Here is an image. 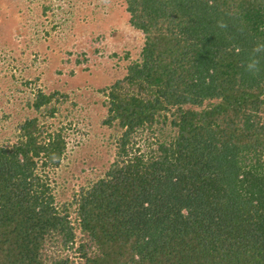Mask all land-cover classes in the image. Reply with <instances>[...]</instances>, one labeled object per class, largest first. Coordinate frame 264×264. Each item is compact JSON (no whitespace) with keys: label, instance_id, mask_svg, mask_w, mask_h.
<instances>
[{"label":"trees","instance_id":"16d2710c","mask_svg":"<svg viewBox=\"0 0 264 264\" xmlns=\"http://www.w3.org/2000/svg\"><path fill=\"white\" fill-rule=\"evenodd\" d=\"M123 1L143 45L102 90L114 160L57 207L67 95L36 91L0 145V264H264V0Z\"/></svg>","mask_w":264,"mask_h":264},{"label":"rangeland","instance_id":"374dc122","mask_svg":"<svg viewBox=\"0 0 264 264\" xmlns=\"http://www.w3.org/2000/svg\"><path fill=\"white\" fill-rule=\"evenodd\" d=\"M128 20L123 0H0V145L15 141L17 125L35 116L26 101L36 91L67 95L47 120L66 128L64 157L46 171L57 207L114 160L102 90L138 59L143 35Z\"/></svg>","mask_w":264,"mask_h":264},{"label":"clouds","instance_id":"9594fccd","mask_svg":"<svg viewBox=\"0 0 264 264\" xmlns=\"http://www.w3.org/2000/svg\"><path fill=\"white\" fill-rule=\"evenodd\" d=\"M264 50V45H257L256 48L253 49L254 52H260ZM259 63L260 61L258 59H251L247 64H246V71L256 74L260 71L259 69Z\"/></svg>","mask_w":264,"mask_h":264}]
</instances>
